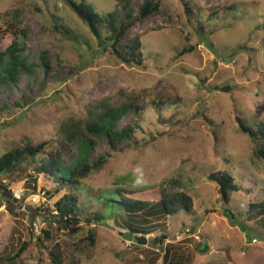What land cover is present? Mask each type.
<instances>
[{
  "label": "rangeland",
  "instance_id": "374dc122",
  "mask_svg": "<svg viewBox=\"0 0 264 264\" xmlns=\"http://www.w3.org/2000/svg\"><path fill=\"white\" fill-rule=\"evenodd\" d=\"M75 1L99 15L116 10L117 23L127 25L122 43L140 37L142 64L111 53L104 25L101 46L63 0H0V52L23 30L27 62L39 63L44 52L48 60L13 86L0 83V156L46 143L35 160L0 175V264H53V249L62 264H264V221L247 219L249 204L264 198V162L238 123L264 122V0H156L158 10L147 17L140 15L146 0H129L128 8L116 0ZM121 93L143 108L115 128H139L117 150L102 141L89 154L88 161L106 163L74 189L77 210L60 223L55 205L71 190L60 173L35 167L60 148L62 123L85 117L94 100L120 103ZM60 151L70 165L79 146ZM221 172L238 188L229 203L209 179ZM172 180L192 198L190 212L153 211L159 187ZM116 191L148 204L119 211L106 196ZM125 232L146 243L128 241Z\"/></svg>",
  "mask_w": 264,
  "mask_h": 264
},
{
  "label": "trees",
  "instance_id": "16d2710c",
  "mask_svg": "<svg viewBox=\"0 0 264 264\" xmlns=\"http://www.w3.org/2000/svg\"><path fill=\"white\" fill-rule=\"evenodd\" d=\"M124 8H128L129 0H116ZM63 2L89 27V30L98 38L99 44L104 45L100 39L99 29L104 25L109 31L108 41L110 42L111 53L124 63L142 64L141 43L138 35L134 36L130 43H122L121 37L126 29V24L117 23V11L108 12L105 15H99L85 1L76 2L75 0H63ZM159 2L156 0H146L143 4L140 15L147 17L153 11H157ZM129 17V13L126 15ZM14 18H17L16 15ZM26 37L25 31H21L20 39L14 40L4 51L0 52V83L6 87L13 86L17 78L22 73H35V69L48 65L45 52L40 56L39 63L27 62L23 55L25 43L22 41ZM122 101L112 105L105 100H94L90 103L87 114L83 118L72 119L62 123L58 130L59 149H50L41 162L35 167L36 172L46 173L54 176L60 173L63 177L62 185L68 186L70 192L63 195L55 205L56 216L60 223H69L71 217L77 210V196L73 192L75 188L81 186L84 178L90 173L98 171L105 163L106 159L100 157L94 161H88L89 154L94 152L95 147L102 141L106 142L111 150H117L124 144L130 142L136 130L138 123L127 125L122 129H116L115 124L127 112L133 111L139 113L143 108L141 101L135 96H129L121 93ZM139 119V118H138ZM241 131L247 133L254 143L253 155L256 159L264 162V122H260L256 127L246 126L241 120H238ZM77 144L79 154L70 165H64L60 160L61 148ZM46 143L38 145H25L21 148H14L0 156V175L10 174L20 162L35 160L42 153ZM209 179L215 182L219 187L220 200L223 203H229L231 194L238 190L232 176L226 172L209 175ZM264 193V188H263ZM109 202L117 204L119 211L134 212L146 206L145 201L131 199L129 195L122 191L108 193L106 195ZM192 198L178 188L177 181L172 180L164 187H159V200L153 205V211L165 213L166 215H175L181 211L190 212L192 210ZM225 215L233 224H238L246 230L245 224L236 219L233 213L225 210ZM150 214L153 215L152 212ZM104 217L102 215H95ZM261 218L264 221V198L260 202L250 203L247 211V219L253 220ZM98 219V218H97ZM134 233H139L138 228L134 227ZM47 234V233H45ZM90 244L94 243L92 233H89ZM26 245L21 247L17 256L25 251ZM53 257V264H62L60 253L57 249L50 251Z\"/></svg>",
  "mask_w": 264,
  "mask_h": 264
},
{
  "label": "water",
  "instance_id": "95a60500",
  "mask_svg": "<svg viewBox=\"0 0 264 264\" xmlns=\"http://www.w3.org/2000/svg\"><path fill=\"white\" fill-rule=\"evenodd\" d=\"M222 90L223 91H226L227 89L226 88H222ZM123 236L128 241L135 240L136 241V244H138V245H142V244H145L146 243V238L143 237V236L132 235V234L127 233V232L123 233Z\"/></svg>",
  "mask_w": 264,
  "mask_h": 264
}]
</instances>
